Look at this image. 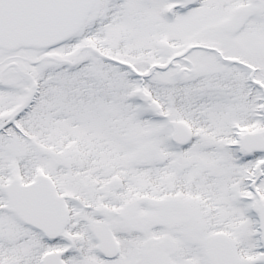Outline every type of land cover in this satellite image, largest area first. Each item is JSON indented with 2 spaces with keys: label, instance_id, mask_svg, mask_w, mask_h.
Masks as SVG:
<instances>
[{
  "label": "snow or ice",
  "instance_id": "obj_1",
  "mask_svg": "<svg viewBox=\"0 0 264 264\" xmlns=\"http://www.w3.org/2000/svg\"><path fill=\"white\" fill-rule=\"evenodd\" d=\"M0 264H264V0H0Z\"/></svg>",
  "mask_w": 264,
  "mask_h": 264
}]
</instances>
